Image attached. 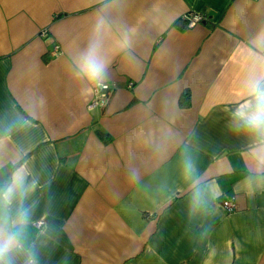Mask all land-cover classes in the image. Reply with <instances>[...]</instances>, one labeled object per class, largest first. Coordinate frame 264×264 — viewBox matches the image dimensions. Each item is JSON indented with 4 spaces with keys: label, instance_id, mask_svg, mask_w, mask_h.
Returning a JSON list of instances; mask_svg holds the SVG:
<instances>
[{
    "label": "crops",
    "instance_id": "crops-1",
    "mask_svg": "<svg viewBox=\"0 0 264 264\" xmlns=\"http://www.w3.org/2000/svg\"><path fill=\"white\" fill-rule=\"evenodd\" d=\"M262 86L264 0H0V264H264Z\"/></svg>",
    "mask_w": 264,
    "mask_h": 264
},
{
    "label": "clouds",
    "instance_id": "clouds-1",
    "mask_svg": "<svg viewBox=\"0 0 264 264\" xmlns=\"http://www.w3.org/2000/svg\"><path fill=\"white\" fill-rule=\"evenodd\" d=\"M103 69L104 65L96 56L94 48L90 49L81 65V72L89 79L98 81L102 77ZM255 100V109L247 114L245 122L250 128L264 134V86L256 89ZM0 243H3V241H0ZM8 243H11L10 239ZM0 252H2V249H0Z\"/></svg>",
    "mask_w": 264,
    "mask_h": 264
},
{
    "label": "built area",
    "instance_id": "built-area-1",
    "mask_svg": "<svg viewBox=\"0 0 264 264\" xmlns=\"http://www.w3.org/2000/svg\"><path fill=\"white\" fill-rule=\"evenodd\" d=\"M183 18L186 21V27L190 28L197 23L206 20L207 16L205 13L191 12L183 15ZM112 90V87L108 83H105L103 81L94 82L92 85V97L88 104V107H104L112 95ZM234 205L235 204L232 198H225L222 201V206L229 213L234 211Z\"/></svg>",
    "mask_w": 264,
    "mask_h": 264
},
{
    "label": "trees",
    "instance_id": "trees-1",
    "mask_svg": "<svg viewBox=\"0 0 264 264\" xmlns=\"http://www.w3.org/2000/svg\"><path fill=\"white\" fill-rule=\"evenodd\" d=\"M186 97H188V96L186 95Z\"/></svg>",
    "mask_w": 264,
    "mask_h": 264
}]
</instances>
